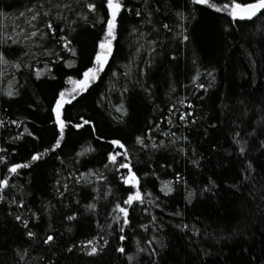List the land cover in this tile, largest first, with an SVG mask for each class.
Wrapping results in <instances>:
<instances>
[{"label": "trees", "instance_id": "obj_1", "mask_svg": "<svg viewBox=\"0 0 264 264\" xmlns=\"http://www.w3.org/2000/svg\"><path fill=\"white\" fill-rule=\"evenodd\" d=\"M120 3L0 0V264H264V9Z\"/></svg>", "mask_w": 264, "mask_h": 264}, {"label": "snow or ice", "instance_id": "obj_2", "mask_svg": "<svg viewBox=\"0 0 264 264\" xmlns=\"http://www.w3.org/2000/svg\"><path fill=\"white\" fill-rule=\"evenodd\" d=\"M197 3H207L208 0H196ZM108 7L111 9V15H112V18L111 20L109 21L108 23V37H113V30L115 28V20H116V16H117V13L121 10V3H120V0H108ZM228 5L226 4L224 6L225 9H228ZM264 9V0H257L256 3H252V4H248V5H241L239 3H236L235 0H233V3H232V6H231V10H230V14L233 16V18H241V19H251L252 17H254L257 12H259L260 10ZM217 10H221V9H217ZM33 19H35V17H33ZM49 27H51V25H49ZM33 35H35V33H33ZM111 41L108 40L107 41V47H108V50L110 51L111 50ZM106 47L105 44H102L101 45V48L104 49ZM106 59V57H105ZM0 62H5L3 60V56L0 55ZM97 62L100 64V68L103 67V62H102V58L100 56H97ZM95 71L96 70H89V72L85 73V81H79V82H75L79 85H84L86 84L88 78H94L95 77ZM73 91H75V89H73ZM63 97H64V94L61 93V101H58L57 102V111H58V115H59V108H60V105H61V102L63 101ZM87 123V122H85ZM61 130H63V124L61 123ZM39 157L38 156H34L33 159H38ZM113 160H115V157H112ZM26 167V165H24ZM126 166V165H124ZM19 167V166H18ZM12 172H15L16 171V168H12L11 169ZM134 179V177H133ZM7 185V181H3V182H0V187L2 186H6ZM167 187V186H166ZM140 194L139 192L136 193L135 196H132V197H129V200L127 201V203H131L132 200H138L140 199ZM121 211H124L123 209H121ZM49 239H51V237H49Z\"/></svg>", "mask_w": 264, "mask_h": 264}, {"label": "rangeland", "instance_id": "obj_3", "mask_svg": "<svg viewBox=\"0 0 264 264\" xmlns=\"http://www.w3.org/2000/svg\"><path fill=\"white\" fill-rule=\"evenodd\" d=\"M108 52H109V50H108V47H107V45H106V47H105L104 49H101V52H100L99 56L101 57V56H103L105 53H108ZM101 58H102V62H103V57H101ZM98 67H100V64H99ZM89 79H90V78H88L86 84H84V85H79V84L75 83V88H74L75 91H80V90L85 89L86 87H88V85H89V83H90V80H89ZM83 81H85V80H83ZM133 177H134V179H133ZM126 181H127V183H129V184L137 185V179H136V177L133 176V175H130V176L126 179Z\"/></svg>", "mask_w": 264, "mask_h": 264}, {"label": "water", "instance_id": "obj_4", "mask_svg": "<svg viewBox=\"0 0 264 264\" xmlns=\"http://www.w3.org/2000/svg\"><path fill=\"white\" fill-rule=\"evenodd\" d=\"M260 11H261V10H260ZM260 11H259V12H260ZM259 12H257V14H259ZM257 14H256V15H257ZM256 15H255V16H256ZM255 16H254V17H255ZM254 17H252V18H254ZM252 18H251V19H252ZM238 19H241V18H238ZM245 19H247V18H245ZM116 146H117V144H116Z\"/></svg>", "mask_w": 264, "mask_h": 264}]
</instances>
